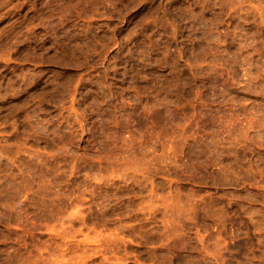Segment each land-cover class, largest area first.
Returning <instances> with one entry per match:
<instances>
[{"label": "rangeland", "instance_id": "374dc122", "mask_svg": "<svg viewBox=\"0 0 264 264\" xmlns=\"http://www.w3.org/2000/svg\"><path fill=\"white\" fill-rule=\"evenodd\" d=\"M0 264H264V0H0Z\"/></svg>", "mask_w": 264, "mask_h": 264}]
</instances>
